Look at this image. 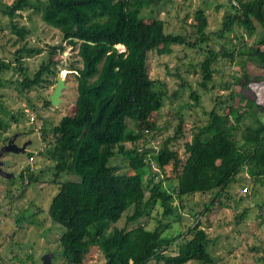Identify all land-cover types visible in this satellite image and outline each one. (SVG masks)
<instances>
[{
	"label": "trees",
	"instance_id": "trees-1",
	"mask_svg": "<svg viewBox=\"0 0 264 264\" xmlns=\"http://www.w3.org/2000/svg\"><path fill=\"white\" fill-rule=\"evenodd\" d=\"M155 3V0H13L11 4H1L0 15L10 19L11 32L17 38L13 46L18 49L14 60H0V75L18 69L23 78L10 82L0 78V89L10 85L27 98L33 91L55 86L62 70L75 77L77 99L73 115L64 116L52 129L44 125L40 128L46 145L39 156L51 163L48 170L54 172L53 183L59 186L47 213L65 229L60 238L63 264H85L93 250L106 258L105 264H216L209 251V234L199 217L210 214L217 205L223 206L224 198L231 199L228 190L239 177L242 179L245 171L255 184L264 185V122L260 119L263 111L254 102L244 106L240 103L238 108L229 84L225 91L230 94L212 95L214 105L204 114L205 124L197 127L192 139L183 144L186 158L181 159L180 152L172 146L184 136L183 119L175 136L161 137L164 130L157 117L168 92L166 84L150 77V54L157 51L169 55L175 46L197 52L212 38L206 34L209 27L206 8L195 12L198 22L191 23V33L183 35L168 33L161 19L148 21L144 17V11ZM211 3L207 5L210 7ZM225 6L215 38L231 43L230 35L238 31V41L244 42L233 49L222 46L220 50L199 51L204 58L198 65L201 77L198 86L204 92L192 91L190 96L197 105H201L205 93L215 92L214 66L221 59L243 71L249 63L264 70V0H227ZM30 8L41 14L46 25L57 29L65 42V46L50 48L48 61L32 77L27 74L24 60L39 56L44 50L30 47L27 40L30 30L14 21ZM216 8L221 10L224 6ZM188 19L189 14L185 21ZM257 36L260 38L256 39ZM118 46L126 51L120 52ZM66 47L74 51L76 60L60 70L55 58ZM27 100L32 111H36V105ZM51 107L49 98L43 99V108ZM13 121L18 122L19 118L13 116ZM5 129L0 119V131ZM8 139L0 140V145ZM129 143L131 147L127 146ZM156 144L161 146L156 149ZM151 146L156 151H145ZM116 156L122 158L124 168L111 164ZM29 157L34 156L31 153ZM154 165L160 175H149ZM168 169L175 183L173 176L166 174ZM31 170H27V178L22 176L29 186L42 181L46 174ZM63 175L76 179L62 182ZM210 194L212 199L205 210L193 215L199 216L198 223L169 236L167 230L174 224L172 221L180 218L174 207L175 199L184 209H193L184 204L185 197ZM159 206L164 217L177 218L169 224L155 218L158 225L149 230L146 225ZM131 209L133 214L125 216ZM43 211H35L34 215ZM123 218L126 226L119 228ZM145 218L148 219L143 225ZM179 222L182 226L181 218ZM5 262L0 258V264H8ZM29 262L35 264L34 260Z\"/></svg>",
	"mask_w": 264,
	"mask_h": 264
},
{
	"label": "rangeland",
	"instance_id": "rangeland-1",
	"mask_svg": "<svg viewBox=\"0 0 264 264\" xmlns=\"http://www.w3.org/2000/svg\"><path fill=\"white\" fill-rule=\"evenodd\" d=\"M156 3L144 11V17L148 20L161 19L166 23V31L168 33L187 35L191 33L190 24L198 22V18L194 16L199 8H206L209 13V27L206 31L212 40L206 46L199 47L207 51L209 48L220 50L222 46L233 49L235 46L241 47L244 41H238L236 34H231L232 42L227 40H218L215 38V32L220 30L221 22L226 11L225 3L227 0H155ZM13 0H0L1 4H11ZM213 2V4L211 3ZM211 3L210 7L207 5ZM33 4H36L33 1ZM223 5L224 9L218 10L216 6ZM189 14V19L185 18ZM14 21L19 26H25L30 30L27 37L29 46H36L43 49V53L39 56L25 58L24 67L28 76L32 77L40 68L41 64L48 61V51L52 46H65L62 34L54 28L46 25L41 18V14L34 11V8L23 11ZM10 19L0 15V60H14V54L18 46H13L17 40L16 36L11 32ZM261 33V30H259ZM239 37V36H238ZM260 37L257 36L256 39ZM252 45V41H248ZM120 52H125L123 46L117 47ZM208 48V49H207ZM188 47L175 46L171 54H160L155 51L150 54L148 60L149 73L152 80H157L166 84L168 96L165 101L164 108L158 115V124L164 130L161 137L168 138L175 136L184 120L183 133L184 136L174 142L172 146L176 148L181 159L186 158L183 144L190 141L197 127L203 126L207 119L204 116L206 111L213 108L214 101L212 96L230 93L225 88L231 86L235 93V101L238 108L254 102L263 112H260V119L264 122V70L259 69L253 64L246 65L243 71L240 66L230 65L226 60L221 59L214 67L215 92L205 93L200 104L191 99V92L197 94L203 93L198 86L201 77L199 75V63L203 60L204 54ZM199 52V53H198ZM74 51L70 47H66L63 54H58L55 58L59 62L57 69L64 66L68 68L76 59L73 58ZM178 69V71H177ZM191 70V71H190ZM196 71V72H193ZM70 71H63L60 75L65 79L68 89L62 97L63 103L55 108L44 109L43 99H48L53 93L55 86L50 89H38L33 91L25 98L15 87L7 85L4 89H0V119L6 125L5 131H0V140L18 136L19 139L13 141V144L19 149L23 148V143L28 137L31 145L26 147L25 151L12 153L8 157H3L2 172L11 177L8 180L0 176V258L8 264H20L24 262L30 264V260L35 264H42V258L50 254L53 264H63V248L60 238L65 229L59 224L52 221L47 213L52 198L58 192V184L53 183L54 172L48 170L50 162L39 156L46 144L43 143L40 128L44 125L47 129H52L64 116L73 115L76 107L77 90L75 77ZM171 74L176 76H172ZM178 74V75H177ZM0 78L10 81L22 80L23 75L18 69L4 72ZM184 82V83H183ZM248 82L249 85L246 83ZM184 84L183 87L181 85ZM187 85H191L188 89ZM247 85V86H246ZM198 86V87H197ZM240 98H245L242 100ZM30 99L36 105L37 110L32 111L28 100ZM241 100V101H240ZM241 103V104H240ZM255 106V105H253ZM24 113V115H22ZM13 116L19 118L18 122L13 121ZM23 116V117H21ZM34 117V121H32ZM157 118L155 120H157ZM26 135V136H25ZM143 143H141L142 145ZM148 145V143H146ZM128 147L132 145L127 144ZM157 149L159 144L154 145ZM151 149L153 146L150 147ZM153 148V149H155ZM34 156V162L30 161V154ZM120 156H116L111 161L112 165H120L125 167ZM35 174L46 171L44 179L35 185H28L27 179L22 180V176L27 178V170ZM124 170V169H123ZM126 171V169H125ZM24 175H23V174ZM160 171L156 165L149 171V175ZM168 177L173 176L172 183L175 178L168 169ZM148 177V176H147ZM62 178V177H61ZM69 179H76V176L63 175L62 182ZM148 180V178H146ZM239 182V183H238ZM234 183L229 192L232 198H224L223 206L217 205L210 213H204L198 220L203 222L202 227L207 231L210 238L209 251L214 257L216 264H264V185L255 184L250 179L246 171L242 174V179ZM28 187V188H27ZM248 187L249 193L242 195V189ZM11 191V192H9ZM245 196L241 201L237 198ZM149 197V194L146 196ZM146 198V199H147ZM184 204L190 208L181 207V202L175 199L176 213L183 221L181 226L176 216L164 217L163 210L159 206L152 212V219H149L146 227L153 230L157 227V220H162L163 224H174L171 226L169 236L179 234L180 231L185 232L187 227L196 225L199 212L205 210L206 204L210 203L212 195H196L185 197ZM43 209L44 211L37 216L34 212ZM134 212L133 209L128 211L125 216H130ZM246 212V215L245 213ZM243 215L240 223H237L238 217ZM126 218L118 223V227L126 226ZM145 218L141 224L145 225ZM12 259H15L11 261ZM106 258L97 250H93L85 261V264H105ZM5 262V263H6ZM7 264V263H6Z\"/></svg>",
	"mask_w": 264,
	"mask_h": 264
},
{
	"label": "water",
	"instance_id": "water-1",
	"mask_svg": "<svg viewBox=\"0 0 264 264\" xmlns=\"http://www.w3.org/2000/svg\"><path fill=\"white\" fill-rule=\"evenodd\" d=\"M68 89V86L66 84L65 79H63L62 77L59 76L58 80H57V84L55 86V89L53 90V93L49 96V100L52 104V106H54L55 108L59 107L62 103H63V99L62 97L65 94V91ZM17 136H14L10 141L9 144L2 147L0 149V176L7 178L8 180L11 179V177L9 175H6L5 173H3L2 171V166H3V162H2V157L4 154L6 153H19L22 151L26 150V147L31 145L32 142H28L26 144L23 145V148L19 149L17 146H15L13 144L14 139H16ZM145 151H156V149H145ZM53 258L52 255L47 254L42 258V264H53L51 259Z\"/></svg>",
	"mask_w": 264,
	"mask_h": 264
},
{
	"label": "flooded vegetation",
	"instance_id": "flooded-vegetation-1",
	"mask_svg": "<svg viewBox=\"0 0 264 264\" xmlns=\"http://www.w3.org/2000/svg\"><path fill=\"white\" fill-rule=\"evenodd\" d=\"M55 86H56V85H55ZM25 136H26V135H25ZM13 137H14V136H12V138H13ZM28 137H29V136H27V138H26L25 141H24L25 143H23V144L28 143ZM12 138H11V139H12ZM16 139H19V137L17 136ZM16 139H14V140H16ZM9 141H10V138L8 139V141H7L6 144H4V145H0V149H1L2 147H4V146L8 145V144H9ZM10 154H11V153H6V154L3 155V157H8V155H10ZM3 157H2V158H3ZM2 158H1V159H2Z\"/></svg>",
	"mask_w": 264,
	"mask_h": 264
},
{
	"label": "built area",
	"instance_id": "built-area-1",
	"mask_svg": "<svg viewBox=\"0 0 264 264\" xmlns=\"http://www.w3.org/2000/svg\"><path fill=\"white\" fill-rule=\"evenodd\" d=\"M68 74H70V72L68 73ZM35 119H34V117H32V121H34ZM30 161L31 162H34V157H31L30 158ZM249 193V189H248V187H244L243 189H242V195H247Z\"/></svg>",
	"mask_w": 264,
	"mask_h": 264
},
{
	"label": "clouds",
	"instance_id": "clouds-1",
	"mask_svg": "<svg viewBox=\"0 0 264 264\" xmlns=\"http://www.w3.org/2000/svg\"><path fill=\"white\" fill-rule=\"evenodd\" d=\"M63 71H68V70H62V72H63ZM62 72H61V73H62Z\"/></svg>",
	"mask_w": 264,
	"mask_h": 264
}]
</instances>
